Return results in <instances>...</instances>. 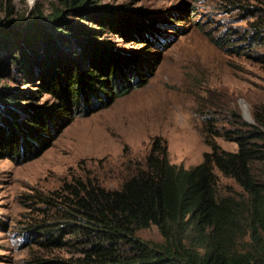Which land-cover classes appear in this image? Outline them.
I'll use <instances>...</instances> for the list:
<instances>
[{"label":"trees","instance_id":"trees-1","mask_svg":"<svg viewBox=\"0 0 264 264\" xmlns=\"http://www.w3.org/2000/svg\"><path fill=\"white\" fill-rule=\"evenodd\" d=\"M58 4L47 15L32 12L28 26H20L23 30L0 16V51L12 69L26 78L39 77L54 99L21 112L11 107L15 94L0 92V158L38 155L66 115L78 107L106 106L141 85L125 79L128 72L139 74V64L98 42L92 36L97 31L83 22L95 19L100 31L143 39L157 33L154 20L144 23L133 13H101L97 0ZM255 30L259 37L261 29ZM212 41L219 47L225 42ZM260 126L235 131L234 152L211 143L201 163L188 169L172 164L166 145L155 138L144 167L119 188L74 178L38 197L40 214L26 226V236L42 249L65 254L35 257L30 264H264V178L253 169L255 163H264ZM214 168L232 178L247 198L218 197ZM151 225L163 242L136 235Z\"/></svg>","mask_w":264,"mask_h":264},{"label":"rangeland","instance_id":"rangeland-1","mask_svg":"<svg viewBox=\"0 0 264 264\" xmlns=\"http://www.w3.org/2000/svg\"><path fill=\"white\" fill-rule=\"evenodd\" d=\"M58 5V0H0V16L23 30L32 12L47 15ZM97 5L101 13H133L139 22H156L158 35L143 39L100 31L95 19L83 22L97 31L92 36L98 42L139 64V74L128 72L125 79L141 85L106 106L78 107L66 115L38 155L0 158V264L65 254L42 249L26 236V226L40 214L37 198L64 183L91 179L119 188L144 167L155 138L166 145L172 164L188 169L201 163L211 143L234 152L235 131L249 125L264 131V0H97ZM220 38L221 47L212 41ZM0 58V92L15 94L11 107L32 111L53 102L39 77L12 69L1 51ZM253 169L264 178V163ZM214 174L218 197L247 198L232 178L216 168ZM136 235L164 241L155 225Z\"/></svg>","mask_w":264,"mask_h":264}]
</instances>
